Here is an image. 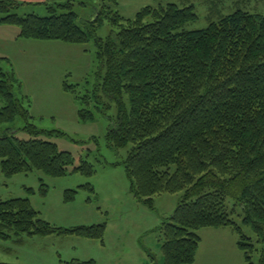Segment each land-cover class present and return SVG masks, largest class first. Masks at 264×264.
<instances>
[{"label":"trees","instance_id":"16d2710c","mask_svg":"<svg viewBox=\"0 0 264 264\" xmlns=\"http://www.w3.org/2000/svg\"><path fill=\"white\" fill-rule=\"evenodd\" d=\"M27 4L0 0L6 14L0 24L17 27L18 39L70 44L95 39L104 70L95 91L81 95L79 84L66 79L63 88L83 103L92 98L115 103L106 140L115 149L130 147L124 165L135 196L152 207L153 196L182 192L158 229L163 264H193L205 227L231 228L245 264H264V15L238 9L205 28L187 30L184 26L197 19L192 4L147 5L126 18L114 9L119 0H99L98 16L82 27L71 2L60 4L68 12L48 7V16L12 12ZM104 19L113 27L105 38L97 34ZM16 86L21 92L14 69L0 68V126L22 116L24 130L34 137L23 139L0 127L2 172L66 175L72 152L38 137L44 130L30 122L31 99ZM79 116L94 119L85 107ZM74 171L92 175L95 169L82 160ZM246 225L256 240L245 233ZM104 228L61 229L40 218L28 198H0V239L56 232L102 237Z\"/></svg>","mask_w":264,"mask_h":264},{"label":"rangeland","instance_id":"374dc122","mask_svg":"<svg viewBox=\"0 0 264 264\" xmlns=\"http://www.w3.org/2000/svg\"><path fill=\"white\" fill-rule=\"evenodd\" d=\"M46 1L28 3L12 12L21 16L28 13L48 16L51 14L48 7H55L57 13L68 12L69 9L60 4L71 2L79 16L78 23L84 27V23L95 19L99 3V0ZM171 2L194 6L197 19L184 26L187 30L205 28L221 15L238 9L264 15V0H119L114 9L131 18L144 6L159 7ZM5 15L0 12V17ZM112 29L110 21L104 19L97 34L105 38ZM17 34V27L0 24V68L14 69L21 82V92L30 97V111L34 116L30 122L38 130H44L38 137L57 143L61 150L71 151L74 163L67 174L60 177L39 170L6 176L0 166V198H28L40 218L61 229L100 224L105 228L102 237L69 232L12 234L8 239H0V263L163 264L158 229L179 204L182 192L157 194L153 196L152 207L136 197L124 165L130 147L115 149L106 140L108 128L117 115L115 103L109 98L99 103L92 98L89 103H83L63 88L66 79L79 84L81 95H92L95 91L96 84L101 81L99 74L104 72L96 58L95 39L84 44H70L58 40L18 39ZM16 90L19 91V86ZM107 103L111 106L107 107ZM84 107L93 111V120L80 118L79 110ZM26 125V120L17 116L0 127L16 131L23 139L34 137L24 130ZM82 160L94 165L92 175L74 171ZM73 190L76 192L72 193ZM72 194L74 198H69ZM212 228L199 230L212 248L205 264H234L235 260L243 264L245 257L238 249V235L234 233L232 242L230 233ZM244 231L256 240L251 226H244ZM240 255L242 261L238 259ZM258 258L255 252L254 261Z\"/></svg>","mask_w":264,"mask_h":264},{"label":"crops","instance_id":"0c3cea01","mask_svg":"<svg viewBox=\"0 0 264 264\" xmlns=\"http://www.w3.org/2000/svg\"><path fill=\"white\" fill-rule=\"evenodd\" d=\"M18 1H21V2H26V3H42V2H47L46 0H18ZM219 229H223V231H227V233H230V240L233 242L234 241V238H235V232L231 229V228H227V227H214L212 228L211 230H214V231H218ZM209 233H214V232H209ZM235 233V234H234ZM201 236V244H200V247H199V250H198V253H197V257H196V261L193 263V264H205L207 261H208V256L207 255H210L211 253V246L208 245L204 239H203V235L200 234ZM235 248V245L234 247ZM239 249V252H240V248ZM238 259H240L242 261V257L241 255L238 256ZM200 261V263H199ZM234 264H239V261L235 260ZM242 264V263H240ZM243 264H245V261H244V258H243Z\"/></svg>","mask_w":264,"mask_h":264},{"label":"water","instance_id":"95a60500","mask_svg":"<svg viewBox=\"0 0 264 264\" xmlns=\"http://www.w3.org/2000/svg\"><path fill=\"white\" fill-rule=\"evenodd\" d=\"M98 16V13L96 14L95 18Z\"/></svg>","mask_w":264,"mask_h":264}]
</instances>
